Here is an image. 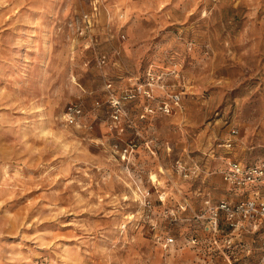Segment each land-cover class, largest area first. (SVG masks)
<instances>
[{
	"label": "rangeland",
	"instance_id": "rangeland-1",
	"mask_svg": "<svg viewBox=\"0 0 264 264\" xmlns=\"http://www.w3.org/2000/svg\"><path fill=\"white\" fill-rule=\"evenodd\" d=\"M149 72L120 131L107 82ZM232 160H264V0H0V264H202L193 217L240 197Z\"/></svg>",
	"mask_w": 264,
	"mask_h": 264
},
{
	"label": "built area",
	"instance_id": "built-area-1",
	"mask_svg": "<svg viewBox=\"0 0 264 264\" xmlns=\"http://www.w3.org/2000/svg\"><path fill=\"white\" fill-rule=\"evenodd\" d=\"M97 8L95 4L92 13L83 15V25L82 28L80 27L81 34L87 33L86 28L91 26L90 22L94 19ZM105 63V57H101L99 64ZM157 78L155 74L149 72L148 83H141L132 88L124 89L120 96H116L113 92V83L107 82L106 89L109 91V103L112 107L110 117L115 125L120 128V131L131 123L126 104L140 96L149 99L154 98V81ZM167 95L172 103L176 105L180 103V93L169 92ZM161 102V111L171 113L172 106L167 101ZM95 103L101 104L100 100H96ZM146 107L148 111L154 110L150 106ZM83 109L81 101L70 103L65 112L66 121L70 124H81ZM232 133L237 134L238 129H232ZM225 145L232 147L233 141L229 139ZM135 147L136 144L131 142L123 148V155L127 156ZM179 168L183 175H190V171H187L186 164L183 162H179ZM221 174L229 188L240 193L242 198L236 201L214 200L207 195L202 208L193 217L196 221L202 222V238L198 237L197 234L192 235L189 243L197 246L202 242V252L206 264H240L242 250H239L240 245L233 239L232 232L237 231L240 236L248 233L260 241L257 253L253 254L252 250L249 253L246 251L252 260L251 264H264V160L256 163L232 160L221 169ZM169 241L173 242L174 238H170ZM218 255L222 256L227 263H217L215 257Z\"/></svg>",
	"mask_w": 264,
	"mask_h": 264
},
{
	"label": "crops",
	"instance_id": "crops-1",
	"mask_svg": "<svg viewBox=\"0 0 264 264\" xmlns=\"http://www.w3.org/2000/svg\"><path fill=\"white\" fill-rule=\"evenodd\" d=\"M258 162H260V161H258ZM188 171H190V169ZM195 171H196L195 175H199L200 172H201L199 169H196ZM220 173H221V170H220ZM232 192H234V191H232ZM207 195L208 194H205V193L203 194V196H202V202H201L200 207L203 206L204 199L206 198ZM241 198H242L241 195H240V197H232L230 199V201H236V200L241 199ZM232 233H233V239L238 243V245H240L239 250H242V255L240 256L241 260L239 261V263L240 264H251L252 260H250V258L248 257L247 252L249 253L251 250H252V253L253 254H255V253L258 252L259 246H260L259 239L256 240L254 238V235H249L248 233L242 234V236H240L237 231H234ZM240 241L242 243H239ZM215 261L217 263H227L226 260L222 256H220V255H218V256L215 257ZM202 264H206V262L204 260V254H203V252H202Z\"/></svg>",
	"mask_w": 264,
	"mask_h": 264
}]
</instances>
